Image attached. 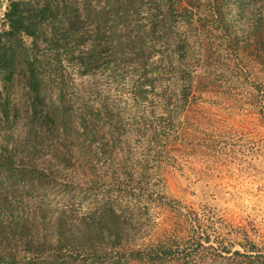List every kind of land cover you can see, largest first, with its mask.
Instances as JSON below:
<instances>
[{
  "label": "rangeland",
  "instance_id": "rangeland-1",
  "mask_svg": "<svg viewBox=\"0 0 264 264\" xmlns=\"http://www.w3.org/2000/svg\"><path fill=\"white\" fill-rule=\"evenodd\" d=\"M85 1L83 44L57 28L58 46L43 36L35 48L24 37L26 52L42 62L46 102L66 107L71 130L92 107L102 112V133L118 123L121 138L98 155L92 143L101 137H84L81 156L75 138L32 123L18 64L2 89L0 264H83L87 253L55 241L57 218L87 221L109 207L128 224L127 245L169 234L164 264L264 262L232 253L238 243L264 246V0ZM110 29L127 54L116 64L105 50L88 60L90 41ZM139 45L151 48L139 55ZM148 53L157 63L145 66ZM146 73L153 86L141 90Z\"/></svg>",
  "mask_w": 264,
  "mask_h": 264
},
{
  "label": "trees",
  "instance_id": "trees-1",
  "mask_svg": "<svg viewBox=\"0 0 264 264\" xmlns=\"http://www.w3.org/2000/svg\"><path fill=\"white\" fill-rule=\"evenodd\" d=\"M127 1L128 3L131 2V0ZM90 13L85 0H7L5 10L0 18V127L1 118L7 119L9 116L2 89H5L7 84L13 81L18 64L23 62L25 65L23 74L26 77L28 91L31 93L29 114L32 123H39L41 129H47V133H61L66 137L75 138L76 141L73 142L77 148L81 149L79 151L81 156H85L88 151L86 146L83 149L86 140L84 137H88L91 143L96 140L97 136L101 137L100 141L92 143L95 144L93 152L98 155L114 151L116 142L120 140L122 134L118 123L109 125V134L105 135L102 133L104 130L100 129L106 124L100 117L102 112L98 108L91 107L87 111V117L82 119L81 125L79 124L81 129L71 130L66 107L63 104L57 105L46 102L41 89L43 84V78L40 75L42 62L38 60L37 56H28L24 43V37H29L33 47L38 48V42L45 36L48 37L47 40L50 44L58 46L60 37H58L55 29L60 28V30L71 32L80 38L77 39V42L83 44L85 40L82 39L78 23L84 18H89ZM99 32H101L100 29L97 30V34ZM114 34L113 29L104 30L101 42L96 44V42L90 41L88 60L92 56L102 54V50H105V52L108 51L107 58L113 57V61L107 60L106 63L116 64L121 61L127 51H119L123 47L124 41L123 39H116ZM145 48L150 49L151 47ZM145 48L139 45V55L143 54ZM151 57L152 53H148L145 66L157 63V61L149 63ZM84 59V56L80 57V64L84 62ZM139 78L137 88L146 90L153 86L152 77L149 73L143 74ZM191 85L192 76L189 74L187 81L182 86L185 95L188 94ZM87 134H90L92 138ZM88 161L86 160L84 163H88ZM1 163L4 164V168L10 169L9 162L1 161ZM193 218L196 220V215ZM22 228L27 230L25 225ZM55 228V241L58 245L65 241L79 247L89 255L88 258L78 261L83 264H164L165 259L171 253L169 234L165 239L158 240L152 246L151 244L143 247L135 244L133 246L127 245L129 243L128 224L124 221L120 222L119 214L112 207L103 208L98 216L87 221H71L61 214L57 218ZM203 240V242H210L208 235H205ZM197 244L201 243L198 241ZM238 244L240 249H234L232 253L249 258H264V246L259 247L253 241H250L248 247L242 243ZM111 247L116 249L113 250ZM222 248L226 249V247ZM2 254L0 251V260H6L5 255ZM251 263L253 264V262ZM258 264H264V262L260 261Z\"/></svg>",
  "mask_w": 264,
  "mask_h": 264
}]
</instances>
